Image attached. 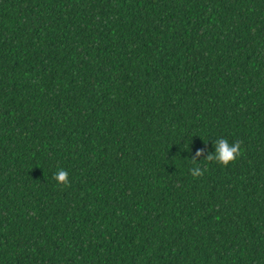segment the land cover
<instances>
[{
    "label": "trees",
    "instance_id": "obj_1",
    "mask_svg": "<svg viewBox=\"0 0 264 264\" xmlns=\"http://www.w3.org/2000/svg\"><path fill=\"white\" fill-rule=\"evenodd\" d=\"M0 264H264V0H0Z\"/></svg>",
    "mask_w": 264,
    "mask_h": 264
},
{
    "label": "clouds",
    "instance_id": "obj_2",
    "mask_svg": "<svg viewBox=\"0 0 264 264\" xmlns=\"http://www.w3.org/2000/svg\"><path fill=\"white\" fill-rule=\"evenodd\" d=\"M213 151L208 155L216 162L227 166L229 162L233 161L236 157L239 156V144L238 143H229L226 138H218L214 141ZM199 170L194 171V175ZM55 179L58 182H65L67 180V173L64 170H59L55 174Z\"/></svg>",
    "mask_w": 264,
    "mask_h": 264
}]
</instances>
